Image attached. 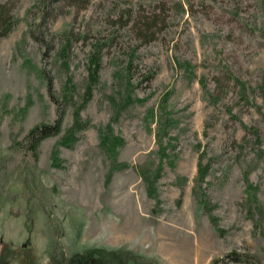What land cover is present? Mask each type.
Instances as JSON below:
<instances>
[{
    "label": "rangeland",
    "instance_id": "1",
    "mask_svg": "<svg viewBox=\"0 0 264 264\" xmlns=\"http://www.w3.org/2000/svg\"><path fill=\"white\" fill-rule=\"evenodd\" d=\"M7 1L0 264H264V0Z\"/></svg>",
    "mask_w": 264,
    "mask_h": 264
},
{
    "label": "trees",
    "instance_id": "2",
    "mask_svg": "<svg viewBox=\"0 0 264 264\" xmlns=\"http://www.w3.org/2000/svg\"><path fill=\"white\" fill-rule=\"evenodd\" d=\"M13 7L14 5L10 1L0 4V29L2 28L0 31V38L9 33L14 24L13 16L11 15ZM157 20L158 15L153 18L147 17L146 20L142 19L139 22L141 29L138 34L143 38V36L148 37V33H151L149 36L153 37L154 34H156V31H153V28L157 24ZM229 74L231 77L233 76L231 72ZM242 84L244 85L246 83ZM246 88L243 86L244 93L248 92ZM62 116L63 114L57 117L55 123L40 124L33 127L25 136L28 146L27 148L36 151L39 143L44 138L59 134L62 130ZM70 140H73V137L70 136V139L68 138L66 144H70L72 142ZM107 140L113 147L122 142L118 137H112L111 139L104 138V144ZM229 256L232 261L240 262L245 260L242 257L243 255L239 252H232ZM53 259L54 264H138L140 257L131 250H114L103 247H93L77 251L69 259L64 257V255L62 258H58L54 255Z\"/></svg>",
    "mask_w": 264,
    "mask_h": 264
},
{
    "label": "crops",
    "instance_id": "3",
    "mask_svg": "<svg viewBox=\"0 0 264 264\" xmlns=\"http://www.w3.org/2000/svg\"><path fill=\"white\" fill-rule=\"evenodd\" d=\"M126 244H130V243H124L123 242V246L122 247L126 246ZM104 246H106L108 249H113L114 248V247H110V246L108 247V245H104ZM115 249H119V248H115Z\"/></svg>",
    "mask_w": 264,
    "mask_h": 264
}]
</instances>
